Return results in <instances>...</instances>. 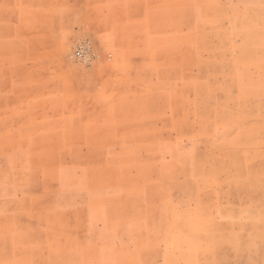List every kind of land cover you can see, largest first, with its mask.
Wrapping results in <instances>:
<instances>
[{"label":"rangeland","instance_id":"374dc122","mask_svg":"<svg viewBox=\"0 0 264 264\" xmlns=\"http://www.w3.org/2000/svg\"><path fill=\"white\" fill-rule=\"evenodd\" d=\"M0 264H264V0H0Z\"/></svg>","mask_w":264,"mask_h":264},{"label":"crops","instance_id":"0c3cea01","mask_svg":"<svg viewBox=\"0 0 264 264\" xmlns=\"http://www.w3.org/2000/svg\"><path fill=\"white\" fill-rule=\"evenodd\" d=\"M41 76V74H38V75H19V74H14V73H11L10 74V79H11V82H12V84H11V86H12V89H11V92L13 93V94H15V91H19V85H17L16 87H15V85H14V82L15 81H25V80H28V81H34V80H36V79H38L39 77ZM2 77V76H1ZM28 91H31V90H28ZM33 91H38V90H33ZM59 93H60V95H61V88L59 89ZM59 95V96H60ZM61 97L62 98H65V89H62V96H60V100H59V104H60V108H61V105H63V106H65V101L64 100H62L61 99ZM61 110V109H60ZM62 112H63V110H62ZM24 125V126H23ZM25 125H27V122L26 123H23V124H19V123H17L16 125H14V126H17L16 128L19 130V129H26L27 127L25 126ZM43 124H37L36 125V128H43L44 127V125L42 126ZM45 127H48V128H50V127H54V128H58L59 129V138H64V140H60V142L59 143H61V144H66L67 143V140H66V137H67V133H66V129H67V123H66V121H64V123H63V121L61 122V121H59V123L58 124H55L54 126H51V125H48V126H45ZM20 136V134L18 133V135L16 136V137H13L12 136V138H13V140H11V142L10 143H12V144H20V143H24L25 142V140H19L20 138H22V139H24L25 137H19ZM38 138L39 137H37V136H35L34 138H30V140H29V142H33L34 144H37V143H42V141H39L38 140ZM16 139V140H15ZM14 200V199H13ZM14 201H16V200H14ZM13 202V201H12Z\"/></svg>","mask_w":264,"mask_h":264},{"label":"built area","instance_id":"2783aa9c","mask_svg":"<svg viewBox=\"0 0 264 264\" xmlns=\"http://www.w3.org/2000/svg\"><path fill=\"white\" fill-rule=\"evenodd\" d=\"M89 48L90 46L88 42H83V43L78 44L74 50V57L77 59H82V60L88 59L87 53H88Z\"/></svg>","mask_w":264,"mask_h":264}]
</instances>
